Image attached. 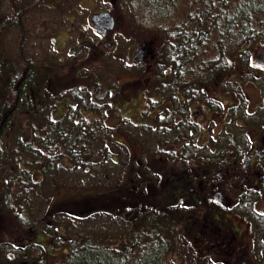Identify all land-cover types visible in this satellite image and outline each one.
Wrapping results in <instances>:
<instances>
[{
    "label": "rangeland",
    "instance_id": "374dc122",
    "mask_svg": "<svg viewBox=\"0 0 264 264\" xmlns=\"http://www.w3.org/2000/svg\"><path fill=\"white\" fill-rule=\"evenodd\" d=\"M14 1L15 7L25 9L30 0ZM196 1L172 0L168 2L166 7L162 8L165 14L154 11L145 18L143 14L141 15V10L137 8L138 2H142V0H133V4H131V0H59L63 10L66 13L70 11L73 14L72 19H67L64 13L61 14L59 10L53 11L48 6H45L44 12L39 10L36 12L26 11L25 18L15 15V19L22 25L14 28L13 33H8L0 38V52L3 54L4 59L8 58L9 62L15 60L20 65L24 61L25 56L33 57L37 61L36 63L48 72L55 87L61 86L63 88L65 85L74 84V81L79 79L88 80L87 78H89L88 81L90 83H97L98 81L104 88L110 87L111 89L110 100L106 101L105 99V102L111 104V106L108 109H104L106 110L104 116L107 121L106 124L112 133L111 136L108 133L106 135L110 142L108 154L111 152L112 156L111 160L108 157L102 163L103 165L99 164L93 168L95 176H91L89 170H87L84 173L80 171L78 173L65 171L66 173L61 172L54 177V175L49 174L51 167H46L48 164L43 157L40 158L42 160L40 163L35 162L33 156L28 153L22 154L19 159L20 164L24 168L36 170L33 178L38 185L35 190L30 192L33 193L32 196L34 197L32 213L36 218L40 217L39 219L47 215L54 218L55 222L52 225L55 228L58 227L56 233H58L59 239L67 236L74 239L76 237L74 234L77 232L109 233L112 236L121 235V240L112 243L107 241L108 239H103V242L107 241L110 246H121L128 240L130 236L128 234L136 228V224L132 223L134 218L136 219L138 216V219L143 221H151L154 218V212L149 209V204H151L154 207L160 206L159 220L166 217L165 226L168 233V241H164L162 236L155 239L152 238L150 244L155 243L156 249H160V251L157 254V260L154 261L155 263H150V261H142L140 258L142 254L140 252L144 251L145 243L150 238L140 241L136 239V252L128 255L127 264H222L217 261L216 255L211 251L203 250L208 248V240L200 239L201 250L198 240L192 241V234L187 231V216L190 219V213L194 210L196 215L202 216V209L199 207L196 209L194 208L195 206L189 208L181 206L179 204L181 201L180 197L171 199L172 196H170L165 201L161 198L156 199L157 194L155 199H153L154 201L151 200V197L154 195L153 193L158 192H155V190L160 187L161 176L165 174L164 172L168 171L166 172V177L171 178L180 172V167H190L187 173L192 174L195 178V180L186 183L187 195L192 193V189L196 192L199 191L200 176L198 177V174L195 175L194 172L195 169H200L199 161L197 158L191 157L184 166L182 165L186 160L181 159L179 161L180 154H183L180 150L187 145L189 146V154H201L202 149L206 147L214 149L216 146H227L232 151H227L226 155L230 158L234 156V160L236 157H244L245 154L252 151L253 141L256 137L255 130L263 124L261 120L259 122L255 121L254 116L258 115L261 117L264 115V108L257 107L259 101L254 95H251L253 89L249 82L246 83L244 80L236 81L238 79L236 76L239 77V75H243L244 79H246L244 73L247 70V65L244 60H238L237 68L234 69L237 75L231 77L228 74L230 68L222 71L221 77L228 74L233 85L229 87L230 83L227 81L229 78H226L224 83L221 82V90L219 91L221 104L218 108L211 103L209 95H197L196 93V95L191 94L185 98L188 93L186 86L192 84L197 71L201 77L206 78L205 70L200 64L204 56L203 48L197 54L200 55L198 63L194 62L192 66L187 62L181 64L187 70H184V74L180 78L175 79V82L180 85L179 89L183 91L184 98L182 100L169 95H164L155 101L149 99L147 95L151 93L145 91L142 84L141 77L144 78L143 69L139 64H135L136 62L133 60V56L138 53V41L141 40V36L142 38L143 36L146 38L148 36L144 33L146 30L149 34L152 31L153 34L157 32L158 45L156 47L158 48L159 42L161 41L162 43L163 40L167 39V33L172 34V25L182 20L186 13L195 7L192 4ZM231 1V8L233 9V14H235L239 0H236V2L235 0ZM250 1L241 0L244 4ZM2 2L3 7L6 8V0H2ZM121 3L126 11L119 14L117 9L119 12L121 11ZM261 3V1H255L254 7H258ZM163 5H165L164 2ZM88 8L94 10L98 8L109 9L112 13L119 15L118 20L115 21L118 23H115L112 28H107L108 31L112 32L111 38L107 37L103 41L95 35L97 28L93 25L92 19L90 21L89 17L85 15L88 12ZM256 12L258 14L264 13V11L260 10ZM40 26L42 29H40ZM149 26L153 27L150 31H148ZM140 28L145 30L142 31ZM99 32L102 33L101 31ZM174 32L176 34V31ZM85 33L89 34L93 39H101L98 40L100 43L96 47L91 46V48H87L84 45L77 56L72 55V53L70 55L66 48L60 52L52 48L53 37H57L59 48H62V41H64L65 37H68V40L71 38L70 41L75 42ZM233 34L235 35V33ZM148 45L150 46V44ZM217 45L218 39L217 34H215L208 45V54L211 58L217 56L220 52ZM231 47L225 46L224 55L227 60L232 54L230 51ZM78 61L79 65H77ZM78 66L80 68L76 69ZM195 66H197V71L192 70ZM134 78L140 79V81H132V87L126 84V81ZM168 80H170V77H168ZM239 82L240 84H238ZM207 88H209V94L215 95L214 84L212 87V83L209 82ZM176 90L177 88L172 89L169 93H174ZM123 91L125 92L122 93ZM120 93L121 96L119 98ZM167 96L172 101L166 99ZM236 104L242 106H237ZM208 105H210V109H208ZM233 105L236 106V111L230 117L229 110L232 109ZM101 108L98 111L94 110L93 113L87 112L88 117L93 121L98 118L95 122L99 123L100 119L103 118ZM253 110L255 111L253 114L247 112ZM64 111L65 103L64 105L61 103L55 109L53 115L58 117ZM180 113L184 114L180 115ZM236 118L241 120L240 122H243V125L238 124ZM134 121H146L148 125L135 124ZM24 124L26 125L25 131L30 134L29 126L27 123ZM182 125L187 126L179 129L178 126ZM11 131L6 135L9 140ZM97 143L99 141L94 142L95 148H97ZM197 143L205 147L199 148ZM163 148H165L164 152H161L159 149L163 150ZM104 155L106 156L107 153L103 155L101 153L96 159L102 160ZM8 160L13 162L11 159ZM90 161L88 160V162ZM167 166L171 167L170 171ZM262 166L264 167V163ZM44 169L45 172L43 171ZM211 170L215 169L210 167L208 169L209 173ZM169 172L172 174L169 175ZM84 174H87L88 178L84 177L81 180V176ZM258 175H262V172L260 171ZM214 177L210 181H206L207 192L211 193L212 198L218 190V187L214 185L217 184V179ZM82 186H86V188ZM113 187L120 189L124 187L123 190L130 192L134 197L132 203L135 201L134 208H136L137 212L127 210L125 214L122 213V203L119 199V197L121 198V192H117L120 189ZM222 187L227 191L229 197L226 202L222 201V197L217 199V211L224 215L228 214L237 224H240L245 233L251 236V245L263 253L264 238L262 237V230L264 232V215L256 213L255 210H264V200L258 201V198H261L262 193H264V181L262 186L248 193L247 199L235 206L234 209L232 201L235 198V191L229 188L236 190L237 186L231 185L229 180H227ZM35 192L40 194H35ZM86 192L88 193L87 197H99L97 199L98 210L93 211L88 207V204V208L85 207L84 211H79L69 203V200L77 198ZM107 192H110L111 195H103ZM141 192L144 196L140 195ZM117 194L119 195L117 197L119 207H116L117 205L114 204L115 200L113 199ZM146 197L150 198V200H147ZM17 200L13 198L10 205L3 206V213L0 215V264L34 263L29 257V249L23 250L27 254L22 256L23 252H20L17 248L6 246L11 242L22 244L29 241L38 242L39 245L45 246L48 250L37 257L36 264L60 263L64 259L69 245L62 241L60 242L58 239V246L54 242L52 243L51 236L45 228H39L41 229L39 232L33 228L30 230L22 229L20 223H18L19 217L14 215V207L17 204ZM74 202H76V199ZM123 202L124 208L129 207L127 204H130V202H125V200ZM18 208L17 210L25 213L26 217L32 218L28 205ZM183 218H185L184 223L181 222ZM47 220H42L43 222L39 223V225L44 226ZM217 222L221 223L224 220ZM252 222L261 223L262 225L253 227ZM214 226L215 224L212 222L207 227L205 226L204 235L207 238L209 237L210 240H214L218 249H221L220 244L229 239V236H225L223 232L218 235L220 231L216 230ZM241 249L243 250L244 246ZM39 251L34 250L33 252L38 254ZM216 253L221 254L219 251ZM228 255L234 256L233 251L229 252ZM248 261L252 263L249 259ZM226 264H230V261Z\"/></svg>",
    "mask_w": 264,
    "mask_h": 264
},
{
    "label": "trees",
    "instance_id": "16d2710c",
    "mask_svg": "<svg viewBox=\"0 0 264 264\" xmlns=\"http://www.w3.org/2000/svg\"><path fill=\"white\" fill-rule=\"evenodd\" d=\"M131 1V4H133V0ZM170 1L172 0H142V2H138L137 8L141 10V15L143 14L147 18L149 13H153L154 11L165 14L162 8L166 7ZM198 1L200 3L192 4L195 7L191 8L182 20L172 25V34L167 33V39L163 40L162 43L161 41L159 42L158 54L154 60L157 66L156 72L158 73V77L156 73L152 79L153 82L145 79L151 76V71L145 70V63H139L144 75V78L141 77L143 88L145 91L151 93L147 97L153 101L158 100V98L164 95L176 97L178 100L184 98L183 91L179 89L180 85L175 82V79L180 78L184 74V70H187L181 64L187 62L192 66V63L199 62L198 58L200 55L197 54L203 48L204 56L200 64L205 70L206 78L199 75L197 66L192 68V70L197 72L192 84L186 86L188 93L187 96L185 95V98L191 94L196 95V93L197 95H209L214 107H220L214 99L215 95L209 94L207 84L211 82L213 87L214 80L220 77L219 74L223 70L230 68L229 59L227 60L224 55L225 46H241L245 40L249 39L244 36L246 24L244 17L247 16L248 9L254 6L252 5V1L244 4L239 0L237 12L233 14L231 0ZM163 2L165 5H163ZM13 24L17 26L22 25L15 19V16ZM151 28L153 27L149 26L148 31ZM140 29L142 31L145 30L143 28ZM146 31L144 33L148 35V39L141 36V40L138 41L140 44L145 42L148 45L150 42L149 32L147 33ZM174 31H176V34ZM215 34H217V48L220 52L217 56L211 58L208 54V45ZM153 35L157 38V33ZM36 62L33 57L28 55L18 65V62L15 60L12 62L6 61L0 52V165L2 166L0 168V215L3 213V206L10 205L13 198L18 199L14 207L15 209H12L15 210L14 215L19 217L18 223H20L22 229L30 230L33 228L39 232L41 230L39 228H45L51 236L52 243L54 242L58 246L59 240L69 245L64 259L57 264H127L129 260L127 259L128 255L136 252L135 248L137 245L135 246V240L140 241L148 238L150 239L146 241L144 251L140 252V254L142 253L140 258L142 261L155 263L154 261L157 260V254L160 249H156L155 243L150 244L152 238L155 239L162 236L164 241H168V233L165 226L166 217L159 220L160 206L154 207L149 204V209H152L150 211L154 212V218L151 221H143L142 219H138V216L136 219L134 218L132 223L136 224V228L128 234L130 235L128 240L121 246H110L108 244L107 241L113 243L121 240V235L112 236L109 233L77 232L74 234L76 235L74 239L68 236L59 239L58 233H56L58 227L55 228L52 225L55 222L54 218L47 215L39 219L40 217L36 218L33 215L34 197L32 196L33 193L30 192L35 190L38 185L37 181L33 178L36 170L26 169L20 164L19 159L22 157V154L28 153L32 155L35 162L39 163L42 161L40 158L43 157L49 166L44 165L51 167L49 174L54 175V177L65 171L76 173L80 171L84 173L87 170H89L91 176H95L93 168L99 164L103 165L102 163L108 157L111 160L112 156L111 152L108 154L110 142L106 137L107 133L109 136L112 133L106 124L107 121L104 116L106 111L104 109H108L111 106V104L105 102V99L106 101L110 100V96L112 95L110 87L104 88L98 81L97 83H90L88 81L89 78H87L88 80L79 79L74 81V84L65 85L63 88L61 86L55 87L45 68ZM168 77H170V80H168ZM134 80L140 81V79L134 78L133 80L126 81V84L132 87V81ZM175 87L177 88L176 92L169 93L172 89H176ZM169 96L166 99L172 101ZM58 103L59 105L61 103L64 105L65 103V111L57 117L53 115V112L58 108ZM99 108L103 112V118L100 119L99 123H96L95 121L98 118L93 121L88 117L87 112L93 113L94 110L98 111ZM210 108V105H208V109ZM183 114L180 113V115ZM24 123H27L29 126L30 134L25 131L26 125ZM134 123L148 125L146 121H134ZM186 126L182 125L178 127L179 129H183ZM10 130L12 131L9 133V140L6 135ZM96 141H99L97 148L94 147V142ZM188 147L187 145L180 150L183 154H180L179 161L181 159L186 160L182 165L184 166L189 162V158H197L200 169H195L194 172L195 175L198 174V177L200 176L199 179H202L201 175L212 166L213 162H219V157L224 162L226 152L232 151L227 146H216L214 149L207 147L202 149L201 154H189ZM197 147L204 148L205 146L197 143ZM164 149L159 150L164 152ZM101 153L102 155L107 153V155H104L102 160H97L96 158ZM8 159H11L13 162H10ZM88 160L91 161L88 162ZM167 168H170L169 171L171 170L170 166H167ZM189 169L190 167H180V172L171 178L166 177V172L168 171L164 172L165 174L161 176L160 187L156 188V190L154 189L155 192H158H151L154 194L151 200L154 201L153 199H155L156 194V199L161 198L164 201L166 198L169 199L170 196H172L171 199L180 197L181 201L179 204L181 206H188L187 208L195 206L194 208L197 209L199 207L201 209V205H204V210H207L209 216H213L216 213L212 214V210H209L205 206V203H202V197L194 189L191 190L193 195L187 196L188 189L186 183L195 180L192 174L187 173ZM43 171L45 172V169ZM171 172L168 174L171 175ZM87 176V174H84L81 176V180L84 177L88 178ZM82 187L86 188V186ZM113 188L120 189L118 187ZM123 188L120 191L117 190V192H121V198L119 197V199L122 203V213L125 214L127 210L137 212L136 208H134L135 201L132 203L134 197L129 191L123 190ZM142 192L140 195H143ZM86 193L69 200V203L79 211H84L88 204V207L93 211L98 210L97 199L99 197H87L88 193ZM35 194L40 193L35 192ZM108 194L109 196L111 195L110 192L103 195L107 196ZM118 196L117 194L113 198L115 200L114 204L117 205L116 207H119ZM47 197L48 195L46 199ZM75 199L76 202H74ZM146 199L150 200L147 197ZM123 200L130 202V204H127L129 207L124 208ZM189 201L191 202L190 204ZM27 205L32 218L26 217L25 213L17 210L18 207H25ZM190 214L198 216L195 214V210ZM42 220H47L44 226L39 225V223L43 222ZM184 221L185 218L181 219V222L184 223ZM103 239L108 240L103 242ZM6 246L17 248L20 252H23L22 256L27 254L23 250L29 249V257L34 262L31 264H36L37 257L48 251L45 246L39 245L38 242L34 241L22 244L11 242ZM33 249L40 251L38 254H35Z\"/></svg>",
    "mask_w": 264,
    "mask_h": 264
},
{
    "label": "flooded vegetation",
    "instance_id": "af4514ba",
    "mask_svg": "<svg viewBox=\"0 0 264 264\" xmlns=\"http://www.w3.org/2000/svg\"><path fill=\"white\" fill-rule=\"evenodd\" d=\"M251 1L253 6L255 5V1H261L262 3L258 7L251 8L252 10L248 9V16L244 17L246 22L244 36L249 39L245 40L241 46H234L230 48L232 54L229 58L230 72L228 74L229 77L237 75V72L234 70L237 68V62L238 60L241 59L244 60V63L247 65V70L244 73L246 79H244L243 75H239V77L236 76V78L239 79V80L236 79V81L244 80L246 83L249 82L253 89V93L251 95H254L259 101L257 107L264 108V13L258 14L256 12L258 10L264 11V0H251ZM14 2H15L14 0H6L7 7L5 8L3 7L2 0H0V38H2L4 35L8 33H13L14 28L19 27L13 24V18L16 14L19 15L20 17L25 18L26 11L36 12L37 10H39L44 12L45 6H48L49 8L53 9V11L59 10L61 14L64 13V16L67 19H72L73 14H71L70 11H67L68 13H66V11L63 10L59 0H30L27 3L25 9L15 7ZM195 3L198 4L200 3V1L197 0ZM125 11H126L125 7H123L121 3V11L119 12L117 9V12L120 14V13H124ZM95 13L109 14L110 16L113 17L114 23H118L115 21L118 20L119 15L112 13L109 9L98 8L97 10H94L88 8V12L85 15L88 16L89 20L91 21L92 16ZM40 29H42L41 26ZM107 31L108 30H106L105 31L106 33H104L106 35H103L96 29L95 35L104 41L107 37L111 38L112 32L111 31L107 32ZM149 36L151 38L149 42L150 46L147 45L145 42L141 44L138 42V47H137L138 53L133 56V60L136 62L135 64L145 63L146 66L145 70L151 71V76L145 79L149 80L150 82H153L152 79L155 77L157 73L156 72L157 66L154 60L158 54L157 52L158 48L156 47V45H158V42H157V38H155V36L153 35V31L149 34ZM56 38L57 37H53L54 42L52 48L58 52L66 48L69 54L71 55L72 53L71 48L73 46H76L78 52L72 53V55L74 56H77L79 54V52L82 50L84 45H86L87 48H91V46L96 47V45L100 43L98 42V40H101L98 38L93 39V37L85 33L83 34V36H80L75 42L70 41L71 38L68 40V37H65L64 41H62L63 43V45H61L62 48H59L58 45L59 41H57ZM135 56L138 58H136ZM6 61H9L8 58H6ZM77 65H79V61L77 62ZM79 68L80 66H78V68L76 69ZM228 74H226L224 77L221 78V73H220L219 74L220 77L215 79L213 83L214 94H215L214 99L217 101V104L219 105L221 104V98L219 97V91L221 90V82L224 83V80L226 78H229ZM157 77H158V73H157ZM227 81L230 83L229 87H232L233 84H231V79L229 78ZM238 84H240V82ZM124 92L125 91H123L122 93ZM120 96L121 93L119 94V98ZM236 105L242 106L238 104ZM235 111H236V106L233 105L232 109L229 110V116L231 117ZM247 112H251L250 114H253L255 111L253 110ZM237 120L238 118H236V121ZM254 120L257 122L261 120L263 124L260 127H258L257 130H255L256 137L253 141L254 144L252 151L250 153L245 154L244 157H236L235 160H234V156L230 158L228 157V155H226L223 162L222 158L219 157V162L215 161L211 166L215 170H211L210 173L207 170L203 172V174L201 175L202 179H200L198 183L199 191H197V194L200 197H202L203 200L202 203H205V206L209 210H212L211 211L212 214L214 213L216 214H214L213 216H209L207 210H204L205 208L204 205H201V209L203 210L202 216H195L190 214V219L187 216L188 226H186V228L187 231L189 233L191 232L192 234V241L193 240L195 241V239H197L198 245L202 250L200 239L204 238L208 240L209 242L207 244L208 248H205L203 250L211 251L213 254L216 255L217 261L222 264H226L229 261L230 264H264V252L263 253L259 252L253 247V245H251L252 242L251 236L247 235L244 229L242 228V226L240 224H237L236 221L231 218V216H229L228 214L226 215L222 214L220 211H217L216 208V206H218L217 199L222 197L223 202H226V200H228L229 195L227 194V191H225L224 188L222 187L223 183L226 182L227 180H229L231 185L237 186L236 190L231 187L229 188L230 190L235 191V198L232 201L233 209L239 203L247 199L248 193H250L252 190H257V187L262 186V183L264 181L263 179L264 167L262 166V164L264 163V115H262L261 117L255 115ZM240 121L241 120L237 121L238 124L243 125V122ZM260 171L262 172V175H258ZM213 176H215L214 178L217 179V184L214 185L218 187L217 188L218 190L214 193L212 198L211 193L207 192L206 181H210L213 178ZM190 195H193V193H191ZM261 200H264V193H262L261 198H258V201ZM255 212L264 215V210L257 211L256 209ZM220 220H224V222L221 223L217 222ZM211 222L215 224L214 228L220 231L218 235H220L223 232L225 236H229V239H226L225 242H222L220 244L221 249H218V247L216 246V242L214 240H210L209 237L207 238L204 235V231H205L204 227L205 226L207 227V225L210 224ZM252 224L253 227L255 225H262L261 223H253V222ZM262 237L264 238L263 230H262ZM243 246L244 249L242 250L241 248ZM218 251L221 252V254L216 253ZM231 251H233L234 256L228 255L229 252ZM248 259L252 263H249Z\"/></svg>",
    "mask_w": 264,
    "mask_h": 264
},
{
    "label": "water",
    "instance_id": "95a60500",
    "mask_svg": "<svg viewBox=\"0 0 264 264\" xmlns=\"http://www.w3.org/2000/svg\"><path fill=\"white\" fill-rule=\"evenodd\" d=\"M92 22H93V25L102 33H105L107 28H112L115 24L113 17L110 16L109 14H105V13H95L92 16ZM71 52L77 53L78 52L77 47L73 46L71 48ZM136 58H138V57H136Z\"/></svg>",
    "mask_w": 264,
    "mask_h": 264
}]
</instances>
